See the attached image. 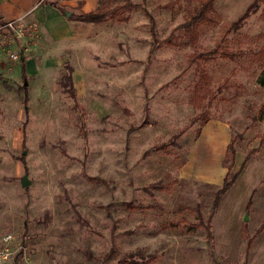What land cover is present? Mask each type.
<instances>
[{"label":"rangeland","instance_id":"1","mask_svg":"<svg viewBox=\"0 0 264 264\" xmlns=\"http://www.w3.org/2000/svg\"><path fill=\"white\" fill-rule=\"evenodd\" d=\"M128 1L138 8L56 50L26 102L18 90L0 98V237L15 238L12 264H264V0L236 31L253 0H230L229 17L213 6L195 47L178 27L202 0ZM193 55L206 60L189 66ZM67 67L75 97L60 87ZM202 116L230 131L232 162H219L213 133L197 143ZM226 167L238 183L207 237L199 219L209 223ZM181 175L205 186L177 209Z\"/></svg>","mask_w":264,"mask_h":264},{"label":"crops","instance_id":"2","mask_svg":"<svg viewBox=\"0 0 264 264\" xmlns=\"http://www.w3.org/2000/svg\"><path fill=\"white\" fill-rule=\"evenodd\" d=\"M213 3L214 8L217 7V12L221 16H230V0L227 2L222 0V4L215 0ZM98 7L99 0H0V22L14 20L22 15H27L28 19L38 24L37 44L33 47L34 53L29 52L21 55L18 61L10 62L7 60L5 53L0 50V98L2 99L10 90H18V92L23 93V91L19 90L22 86H26L28 95L29 88H27V83L30 76L35 72L39 75H44L46 66L55 65L56 59L59 58L56 55L58 54L56 50L65 44L82 43L94 38L97 27L101 23L90 24L69 20L68 18L72 14L78 15L80 13L93 12ZM51 49L55 53L50 58V55H45L44 53L49 52ZM21 57H24V59L22 60ZM51 60L53 62H50ZM23 75L25 78H23ZM20 81L22 82L21 87L11 89L14 84L20 85ZM221 126L223 125L212 126L211 124H207L201 133H199V138L197 139V143H199L203 141L205 134L213 133L214 139L220 141V144L217 146L219 162L223 158L226 147L231 139L230 131L228 129L225 130ZM237 183L238 180L227 190L221 198L218 208L221 207L225 198L234 190ZM203 186L205 185L188 178V175L179 176L178 192L174 207L180 209L186 206V204H190L192 200L191 194L202 189ZM219 186L214 187L217 188ZM246 199L247 197L245 196L243 201H241V205L238 206L239 210L245 206ZM7 264H12V260Z\"/></svg>","mask_w":264,"mask_h":264},{"label":"trees","instance_id":"3","mask_svg":"<svg viewBox=\"0 0 264 264\" xmlns=\"http://www.w3.org/2000/svg\"><path fill=\"white\" fill-rule=\"evenodd\" d=\"M215 0H202L201 1V5L200 8L197 9L195 11V14L189 19V21L187 23H184L182 25H180L178 27V29H184L186 32H189V41L192 47L196 46L197 43V32H196V26L195 23H202V22H208L209 18H208V13H214V9H213V2ZM258 3V0H253L244 10V12L238 16L235 20H233L232 22L229 23V26L232 27V30H238L239 28L242 27L244 21L249 17V15L254 11V9L256 8ZM138 8L137 4H133L131 2H129L128 0H124V3L120 6H117L115 8L109 9V10H103L100 7V0H99V7L90 13H80L78 15H74L72 14L68 19L69 20H74V21H80V22H85V23H90V24H100V23H104L108 20H113L115 18H118V16L120 14H122L124 11L130 12L132 10H135ZM2 22H0L1 24ZM228 57L230 59H233V56L228 55ZM21 59L23 60L24 57ZM196 60H206L204 59L202 56H198V55H193L192 58L189 60V66H191L192 63H194ZM68 70V74L64 75L60 81V87L62 88V91L68 93L71 97H75V89L73 86V82H72V68L71 67H67ZM199 71V70H198ZM200 82H199V86L197 88H199L200 90H204L205 86L208 85L207 83V79H206V75H204V73L202 71H200ZM23 78H25V76L23 75ZM258 84L264 89V69L262 70V72L259 75L258 78ZM20 91H23L24 93V101H27V91H26V86H22L20 89ZM261 112H264V104L261 107ZM208 122V118H205L204 116H202V125H205ZM198 133H200V131H198ZM232 141H230L226 147V152H225V158L223 160L224 165L227 163V155L231 154L232 155V159H230V161H233V157H234V150H233V144L231 143ZM230 174V169L228 167H226V173L224 176V179L221 183V188L217 191V193L214 195V199L213 201L210 203L209 207H210V213L207 217L208 222L206 225H204L200 220L199 226L203 227L206 230V235L207 237H210L209 234V227H210V220L212 219V217L215 215V212L219 206L221 197L223 194H225V192L229 189V187L231 186V184L234 182V180H236L237 178V174L233 175V178L230 181H227L228 176ZM162 187H159L158 189L160 190ZM204 205H196L194 207H189L187 210L190 211H194L196 208L199 207H203ZM206 226V227H205ZM136 256L138 258H141L140 253L136 252ZM126 259L123 260V263H126ZM130 263L132 264H138L137 261H130Z\"/></svg>","mask_w":264,"mask_h":264},{"label":"built area","instance_id":"4","mask_svg":"<svg viewBox=\"0 0 264 264\" xmlns=\"http://www.w3.org/2000/svg\"><path fill=\"white\" fill-rule=\"evenodd\" d=\"M38 34V24L22 15L14 20L0 24V50L5 53L7 60L16 62L21 55L27 54L29 43ZM16 241L13 235L5 234L0 237V264H7L15 257Z\"/></svg>","mask_w":264,"mask_h":264},{"label":"water","instance_id":"5","mask_svg":"<svg viewBox=\"0 0 264 264\" xmlns=\"http://www.w3.org/2000/svg\"><path fill=\"white\" fill-rule=\"evenodd\" d=\"M21 185H22L23 187H25V186H27V185H28V183H27V181H26V179H25V178H23V179L21 180ZM244 219L246 220V219H247V217H244Z\"/></svg>","mask_w":264,"mask_h":264}]
</instances>
